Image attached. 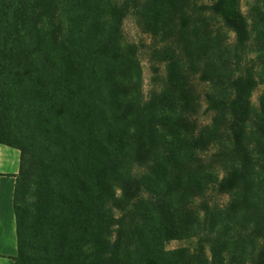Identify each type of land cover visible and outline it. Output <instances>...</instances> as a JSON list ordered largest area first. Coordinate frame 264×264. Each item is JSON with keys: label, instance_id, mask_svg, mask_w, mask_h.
I'll return each mask as SVG.
<instances>
[{"label": "trees", "instance_id": "obj_1", "mask_svg": "<svg viewBox=\"0 0 264 264\" xmlns=\"http://www.w3.org/2000/svg\"><path fill=\"white\" fill-rule=\"evenodd\" d=\"M236 4L217 0L226 22L245 35L247 21ZM125 14L124 2L108 0H0V143L21 153L15 264H223L227 252L246 264L255 251L254 264H264V96L253 111L255 78L234 79V95L225 100L208 97L215 129L222 118L227 131L225 174L195 188L203 191L208 181L232 191L214 214L207 208L212 258L166 249L167 239L195 236L201 227L196 219L184 221L194 188L191 181L171 184L177 170L169 161H190L191 138L167 113L191 93L171 63L175 93L163 97L167 111L158 117L139 99L130 84L133 51L122 42ZM120 69L131 74L128 83L110 79ZM162 146L167 159L151 160ZM146 160L151 169H134ZM27 189L33 200L19 207ZM142 192L161 206L147 203L129 220L115 213Z\"/></svg>", "mask_w": 264, "mask_h": 264}, {"label": "rangeland", "instance_id": "obj_2", "mask_svg": "<svg viewBox=\"0 0 264 264\" xmlns=\"http://www.w3.org/2000/svg\"><path fill=\"white\" fill-rule=\"evenodd\" d=\"M108 2L125 4L126 14L121 18L122 42L123 45L126 44V52L130 49L133 51L131 57L134 56L137 66L133 70V83L130 84L137 88L139 99L153 105L158 117L167 111V106L162 103L163 97L171 99L175 93L168 81V68L171 63L175 64L176 71L183 74L181 86L191 93L190 96L182 94L181 100L187 102L185 105L178 102L167 113L175 119L174 124L178 130L191 138L190 144L193 147L189 149L190 161H169L177 170L171 177V184L192 182L194 188L190 197L192 212L184 221L187 222V218L196 219V225L201 227L195 236L184 235L167 239L165 247L187 249L211 259L207 208L214 214L218 205H225L230 200L232 191H222L219 184L208 181V188L203 191L195 188L203 179L212 178V174L220 177L225 174L222 162L227 159L222 156V145L226 144L223 136L227 131L222 127L224 123L220 124L222 118L218 122L219 129H215L217 124L213 119L216 111L211 108L208 97L221 96V100H225L226 97L234 95V79L253 76L256 81L250 101L253 111L259 109L264 96V0H237L236 7L247 21L246 34L240 36L218 11L217 0ZM105 5L108 6V3ZM114 78L118 83H128L131 74L122 69L115 70L110 76V79ZM134 98L138 96L135 95ZM141 114L143 115L142 112ZM159 155L162 156L159 160L164 157L167 159L169 152H165V147L162 146L154 149L150 158L155 160ZM151 164L150 160H146L142 166L134 164V169L142 172L150 168ZM30 187L33 188L31 185ZM32 200L31 190L27 189L24 199H19L18 206H26ZM154 201L155 198L150 194L142 192L124 207L122 214L119 211L115 213L126 215L128 220L136 218L147 203L161 206L160 200ZM229 255V252L225 253L223 264H238ZM255 257L256 251L250 253L246 264H254Z\"/></svg>", "mask_w": 264, "mask_h": 264}, {"label": "crops", "instance_id": "obj_3", "mask_svg": "<svg viewBox=\"0 0 264 264\" xmlns=\"http://www.w3.org/2000/svg\"><path fill=\"white\" fill-rule=\"evenodd\" d=\"M20 150L0 143V264H15L18 254L14 191Z\"/></svg>", "mask_w": 264, "mask_h": 264}]
</instances>
